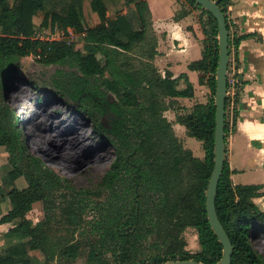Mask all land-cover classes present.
Wrapping results in <instances>:
<instances>
[{"label": "trees", "instance_id": "1", "mask_svg": "<svg viewBox=\"0 0 264 264\" xmlns=\"http://www.w3.org/2000/svg\"><path fill=\"white\" fill-rule=\"evenodd\" d=\"M187 1L200 8L204 33L202 56L191 60L188 67L199 71V82L211 91L206 102H195L190 108L178 101V97L194 95L187 74L162 73L155 63L158 36L148 0L134 1L136 24L127 13L109 18L105 0H91V9L99 18L92 26H85L78 3L57 12L45 8L46 0H0V145L8 153L7 174L12 182L5 194L0 184V197L9 202L0 215V225L7 227L2 243H8L5 252H0V264H48L60 255L65 256V264H71L83 245L74 239L73 233L82 225V217L72 215L74 204L86 206L89 201L97 213L80 232L89 237L88 264H149L171 259L214 263L221 258L223 245L209 223L205 205L214 165L218 25L209 10L195 0ZM231 2L219 0L218 4L229 30L230 57L237 65L239 43L248 34L236 31L231 36ZM38 12H42L43 26L84 32V49L64 38L34 37L33 16ZM188 12L181 8L174 18ZM29 54L39 55L38 60L47 65L69 61L76 66L69 70L57 67L52 79L55 88L50 92L82 109L93 119L96 131L106 135L115 148V158L93 190L92 199L87 195L79 197L80 201L76 195L85 191H78L67 177L29 149L18 113L7 101L4 85H9L19 59ZM237 75L232 120L226 98L225 140L238 116L241 80ZM31 85L40 91L46 89L33 81ZM169 108L177 109L176 121L186 126L190 136L202 141L203 158L194 155L177 136L164 113ZM108 111L115 114L109 125L102 120ZM234 171L225 158L215 198L219 219L233 245L231 264H264V252L254 243L264 235V209L254 200L262 194V184L235 183L231 177ZM21 176L26 185L18 187L14 182ZM64 188L70 189L68 195L73 199L65 197ZM64 199L68 203L62 207L66 221L73 226L69 238L55 237L52 232L55 208ZM36 201L43 203L44 218L34 222L28 212ZM188 227L198 232L200 248L196 251L186 248L184 232ZM35 250L45 254L44 261L31 253Z\"/></svg>", "mask_w": 264, "mask_h": 264}, {"label": "rangeland", "instance_id": "2", "mask_svg": "<svg viewBox=\"0 0 264 264\" xmlns=\"http://www.w3.org/2000/svg\"><path fill=\"white\" fill-rule=\"evenodd\" d=\"M90 1L91 0H46L45 8L48 11L65 12L70 3H78L83 13V22L85 26H92L99 21V18L98 14L91 9ZM134 1L135 0H105L108 6L107 15L109 18H113L118 13H127L136 24L137 19ZM163 1L165 2V0H159L160 3ZM180 1L191 8V14L186 24L191 22L189 25L192 26L195 35L198 34L202 36L203 29L199 21L200 8L191 5L187 0ZM41 19L42 12H38L33 16L35 26L34 37L41 39L64 38L74 41L77 48L84 49V32H78L72 27H68L66 32L61 29H51L41 25ZM152 24L155 30L156 24L153 19ZM38 56L39 55L36 54H29L19 59V65L16 67V74L14 73L9 80L10 91L7 101L18 113L19 123L22 127L29 149L42 158L47 165L53 167L61 176L67 177L78 191H85L82 195H76L80 201L81 197L86 198L87 195L89 196L87 198L92 199L95 196L93 190L98 188V184L104 172L115 158V148L110 141L107 140L106 135L101 136L96 131L93 119L82 109L78 106L74 107L72 104H69L64 99L58 98L50 92L54 91L55 88L52 79L56 68L64 67L69 70L76 68V66H73L69 61L61 65H47L39 61ZM200 56L201 52L198 58ZM191 57L192 59L197 58L196 56ZM18 75L22 76L19 80L17 78ZM31 81L36 82L40 86H44L46 89L41 91L37 90L31 85ZM199 93L200 95L197 99L201 98L206 100L208 98L206 93L201 91H199ZM111 97H113V95ZM181 100H183V98ZM181 100L178 99L180 104L185 106L181 103ZM192 105L184 108H190ZM180 111L183 112L184 109H180ZM164 113L168 118L175 117L177 109L169 108ZM114 116L115 114L112 115L108 111L103 115L102 120L105 124L109 125ZM181 135V141L184 146L190 148L194 155L203 158L205 151L202 141L188 135L186 132ZM228 137H230V134L227 135V138ZM44 138L47 139L44 140ZM33 141L36 142L37 145L33 143ZM7 157L8 153L6 149L4 146L0 145V184L2 185L1 192L4 194L12 186V182L7 174L10 168ZM251 174L252 171L248 170L242 176H235L234 180L236 182H251L253 181V174ZM14 184L18 187H23L26 185V180L21 176L15 180ZM64 190L67 193L65 197L73 199L72 195H68L70 189L64 188ZM75 193L77 192L75 191ZM2 197H0V215L6 212L9 203L7 199L3 200ZM261 197L263 199H256V202L260 208L264 209V205H262L264 202V190ZM261 200H263V202ZM65 204H68L66 199L60 201L55 208L56 217L52 221V232L55 234V237L66 236L69 238L71 236L70 229H72L73 226L70 227L66 221V212L62 208ZM78 205L79 203L74 204L72 215L77 214L78 217H82V225L73 234L74 239L79 240L83 245L80 247L78 256L71 264H88L87 254L89 247L86 244H88L89 237L88 234H81L80 232L83 231V225L86 226L85 224H89L93 220L97 211L94 207V203L90 201L86 206ZM28 217L34 222L44 218L42 201H36L34 203L33 208L28 212ZM6 228L5 225H0V252H5L8 246L7 242L2 243V232ZM184 235L187 241L186 248L188 250L196 251L200 248L198 232L195 227H188ZM254 243L260 252H264V235L257 237ZM31 253L37 256V260H45V254L43 252L35 250L33 252L31 251ZM65 260V256L60 255L51 259L48 264H65V262H67V260Z\"/></svg>", "mask_w": 264, "mask_h": 264}, {"label": "crops", "instance_id": "3", "mask_svg": "<svg viewBox=\"0 0 264 264\" xmlns=\"http://www.w3.org/2000/svg\"><path fill=\"white\" fill-rule=\"evenodd\" d=\"M148 3L158 36L156 65L160 67L162 73H165V70H170L174 76H178L182 72L187 74L193 83L194 95L179 97L180 100L183 98L182 104L190 106L194 102H206L211 95L209 86L199 82V71L188 67V63L197 59L200 52L202 56L201 39L204 36L203 32L202 36L195 35L192 26L189 25L191 22L186 24L191 14V8L180 0H165L162 3L159 0H148ZM228 7L231 8L232 15L237 19L239 32L248 35L239 43V63L236 65L234 57H230L229 70L234 66L237 73H243V77L237 103L236 125L234 130L229 133L230 137H226V160L229 167L235 170L231 174L235 183H261V195H263L264 0H232ZM181 8H186L189 12L180 18H174L176 11ZM191 56L197 58L192 59ZM199 91L206 93L208 98L206 100L197 99L200 95ZM169 120L172 121L174 130L181 139V134L187 133L186 126L176 121V115L170 117ZM248 170L252 171L253 181L236 182L234 180L235 176H242ZM261 195L255 197L254 200L262 198ZM261 201L263 202V200Z\"/></svg>", "mask_w": 264, "mask_h": 264}, {"label": "water", "instance_id": "4", "mask_svg": "<svg viewBox=\"0 0 264 264\" xmlns=\"http://www.w3.org/2000/svg\"><path fill=\"white\" fill-rule=\"evenodd\" d=\"M219 0H195L196 3L200 4L203 8L209 10L211 14L217 19L218 25V48L219 58L216 69V88L214 95L215 109V131H214V165L209 177L208 185L206 188V210L209 223L217 235L219 241L223 245L221 258L214 263H206L196 259H171L166 261L154 262L149 264H231L233 245L230 237L219 219L215 198L217 193V186L220 180L224 162L226 158V140H225V119H226V97H227V74L230 61L229 51V30L227 28L225 14L218 4ZM16 74V70L14 72ZM22 78L21 75H18ZM243 73H239V79L242 80ZM10 91L9 85L5 83L4 93L8 97ZM112 115L114 113L110 112ZM131 264V263H127ZM140 264V263H137Z\"/></svg>", "mask_w": 264, "mask_h": 264}, {"label": "built area", "instance_id": "5", "mask_svg": "<svg viewBox=\"0 0 264 264\" xmlns=\"http://www.w3.org/2000/svg\"><path fill=\"white\" fill-rule=\"evenodd\" d=\"M228 13H229L230 32H231V36H233L236 31H239V27H238L237 19L231 13L230 7L228 9ZM237 83H238L237 71L234 68V66H232L231 70L228 69V74H227V85H228L227 97L229 98L228 108L230 111V117H232L231 114L235 106V95H236V90H237ZM231 131H232V128L230 129L229 133H231Z\"/></svg>", "mask_w": 264, "mask_h": 264}, {"label": "bare ground", "instance_id": "6", "mask_svg": "<svg viewBox=\"0 0 264 264\" xmlns=\"http://www.w3.org/2000/svg\"><path fill=\"white\" fill-rule=\"evenodd\" d=\"M31 139H32V138H31ZM45 139H47V138H44V140H45ZM33 143H36V142L33 141ZM36 145H37V143H36Z\"/></svg>", "mask_w": 264, "mask_h": 264}]
</instances>
